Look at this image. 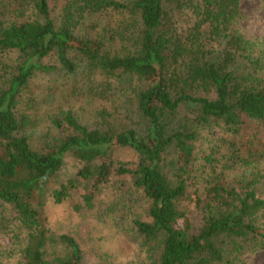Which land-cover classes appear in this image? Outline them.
Segmentation results:
<instances>
[{
	"label": "trees",
	"instance_id": "16d2710c",
	"mask_svg": "<svg viewBox=\"0 0 264 264\" xmlns=\"http://www.w3.org/2000/svg\"><path fill=\"white\" fill-rule=\"evenodd\" d=\"M243 1L0 0V18L13 3L20 18L0 19V54H18L12 65L0 57V203L19 222L0 264H82L79 244L53 236L40 211L67 155L84 165L53 192L56 203L83 187L91 209L114 178L122 192L141 193L146 206L133 229L142 264H250L264 251V174L256 163L264 160V39L241 32ZM95 16L112 25L93 38L79 35ZM51 55L56 66L43 63ZM79 56L106 77L138 81L129 89L131 106L124 104L131 123L102 110L88 126L68 111L51 120L56 134L37 148L30 116L21 111L25 92L39 75L75 73ZM212 125L228 134L222 167L216 147L199 149ZM123 152L134 159L125 161ZM251 160V176L226 183L227 169ZM184 203L194 204L199 223L180 209ZM54 245L65 253L49 260Z\"/></svg>",
	"mask_w": 264,
	"mask_h": 264
},
{
	"label": "rangeland",
	"instance_id": "374dc122",
	"mask_svg": "<svg viewBox=\"0 0 264 264\" xmlns=\"http://www.w3.org/2000/svg\"><path fill=\"white\" fill-rule=\"evenodd\" d=\"M64 4L65 1L59 2L58 12ZM241 7L243 12V18L239 24L241 32L251 39H264V0H244ZM15 8L16 4L13 3L9 11L2 16L3 20L20 19L13 13ZM109 22L110 19L106 16L89 18L83 22V26L77 33L93 38L103 31V27L112 25ZM115 45L111 44L108 49H114ZM0 57L4 62L12 65L17 61L18 54L16 52L1 53ZM43 63L56 66L57 56L51 55L45 58ZM75 63L77 65L75 73H68L58 68L52 74L39 75L31 81L25 92L21 111L30 116L33 144L37 148L43 147L50 139L49 136L56 134L51 120L68 111H72L81 123L88 126L94 125L98 119V112L102 110L117 111L121 114L120 122L131 123L126 118L127 109H124V104L131 106L132 94L129 89L138 86V81L130 76L106 77L99 71L90 69L80 56L75 57ZM133 117L136 118V115ZM227 136L225 129L216 125L208 127L201 133L199 149L202 152L211 153L212 148L216 147L217 157L222 160L220 167L227 164L226 159H222L228 147L222 144V139ZM122 154L125 161L134 159L130 152ZM256 163L264 174V160H258ZM83 165L72 155H67L61 170L49 179L44 204L40 208L47 228L55 237L66 235L75 239L82 251V264H142L140 239L133 229V220L143 215L146 206L142 200L138 199H141V193L129 195L122 192L114 178L101 187L93 200L91 209L85 207L81 198V194L84 193L83 187L75 190L70 198L62 203L55 202L53 192L76 178ZM248 169L250 171L255 169L254 161L251 160L249 166L239 165L236 168L227 169L226 183L237 185L243 176H251V173L246 174ZM260 190L264 195V184H261ZM180 209L187 212L196 223L200 222L194 204L184 203ZM1 218L3 227L0 229V251L4 253L13 248V238L19 232V222L16 220L15 212L9 206L0 203ZM182 222L181 220V226ZM62 253H65L63 246H50L47 258L53 260ZM248 261L250 264H264V251L249 257Z\"/></svg>",
	"mask_w": 264,
	"mask_h": 264
}]
</instances>
